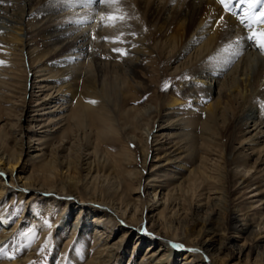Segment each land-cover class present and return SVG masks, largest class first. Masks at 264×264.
Here are the masks:
<instances>
[{
  "label": "rangeland",
  "instance_id": "rangeland-1",
  "mask_svg": "<svg viewBox=\"0 0 264 264\" xmlns=\"http://www.w3.org/2000/svg\"><path fill=\"white\" fill-rule=\"evenodd\" d=\"M70 6L65 10L72 13L78 10ZM134 8V12H139L140 8ZM146 10L148 8L140 9L136 22L143 37L150 36L147 41L154 50L152 59L155 64L142 70L138 86L122 68V58L127 55L114 52V48L109 47L111 42L95 35L97 18L77 22L79 27L92 26L89 33H92L91 37L96 36L97 56L104 61L102 88L106 93L105 98L99 97V101L105 103L103 111L113 119V128L104 135L92 124L83 126L74 122L68 110L64 127L51 139L39 144V136H25L22 127L32 124L21 118L25 114L24 101L30 99L32 89L29 83L35 74L32 57L23 54L24 51L0 56L3 61L0 71L9 73H6L8 77H0L6 82L2 85L8 88L0 85V149L7 156H13L14 150L23 152L22 166L13 172V182L10 175L2 178L0 167V235L2 228L9 230L8 239L0 244V264H98L102 259H109V256L104 257L108 248L117 244L122 248L106 264H145L142 259L148 251L147 246L154 242L153 248L158 250L161 244H165V238L177 251H173L176 256L169 264H198L193 257L185 259V252L191 250L198 239V246L207 248V253L217 258L225 257L224 264H264V232L259 234L256 230L258 224H264V137L257 138L255 147L252 148L251 144L257 131L264 129V124L255 129L254 121L239 123L253 107L264 116L262 85L246 100L225 92L219 117L211 121L205 131V106L213 101L214 95L205 97L200 94L196 99L188 95L183 85L192 80L189 67L181 66L179 70L174 67L181 61L187 63L189 59L183 56L174 62L168 60L160 50L159 41L165 32L156 31V22L149 21ZM260 10L257 7L256 11ZM95 15L101 19V29H116L117 24L114 28L103 26L108 15L100 10ZM27 20L37 23L34 16H28ZM2 33L6 34L7 30ZM32 34L31 45L42 48L37 32L32 31ZM69 76L66 78H75ZM219 78V82L222 81L221 75ZM81 80H77L79 88ZM173 96L179 98L178 104L171 105ZM76 99L72 104L76 105ZM170 111L173 113H168ZM178 119L193 128L191 135L184 134L180 127L160 128ZM154 130L160 131L151 134ZM33 146L46 147L49 158L51 155L62 156L64 162L56 172L57 177L54 172L49 173L55 181L57 193L45 192L48 189L42 186L45 183V174L41 171L43 160L38 156L41 152L34 150ZM86 153L92 155L89 161L96 157L107 162V166H101L98 171L92 168L90 172L86 169L88 165H83ZM70 161L80 163V173L73 172L72 179L70 175L68 177L70 171L67 172V162ZM198 170L204 174L195 183L193 180ZM30 175L35 183L31 184L27 179ZM71 185L74 186L72 190L69 188V195L61 189ZM15 187L26 188V191L21 194ZM39 187L45 191L36 193L31 189ZM252 189L260 195L250 198L248 191ZM78 190L87 201H80ZM134 201H138L139 215L143 217L141 222L133 224L126 219L116 221L114 218L111 219L113 222L110 219L101 221L103 217L118 216L116 210L120 203ZM6 212L9 213L8 224L4 225L3 214ZM63 215L67 221L65 230L60 224ZM205 227L209 231L201 237ZM166 228L177 232L178 239L165 234ZM193 229L195 234L191 237L187 232ZM96 230L101 231V237ZM123 232H127V236L119 241ZM105 236L104 240L108 239L106 245L94 248L97 244H93L94 240ZM206 240L211 241L207 244ZM222 244L226 247L221 248ZM101 249L105 252L99 257L97 252ZM199 252L210 260L204 251Z\"/></svg>",
  "mask_w": 264,
  "mask_h": 264
},
{
  "label": "bare ground",
  "instance_id": "bare-ground-1",
  "mask_svg": "<svg viewBox=\"0 0 264 264\" xmlns=\"http://www.w3.org/2000/svg\"><path fill=\"white\" fill-rule=\"evenodd\" d=\"M70 5L77 7L78 10H73V13L72 11H66L65 9ZM134 7L140 9L148 8L146 10L147 18L150 19L148 20L150 22H156L157 32H165L161 37L162 39L160 38L159 40L160 50L166 55L169 61L174 62L183 56L189 59L187 63L181 61V63L174 67L176 70H179L181 66L183 68L189 67L188 71L192 75V80L183 85L188 95L194 99L198 98L200 94H204L205 97H213L214 95L213 101L205 106V111H207V116L203 123L205 131L209 129L210 122L215 121L219 117L221 111L219 110L220 104L225 92L234 98L246 100L249 94H253L254 96L257 93L258 86L261 84V92L264 97V50H261L252 41L247 39L251 31H264V25L262 27L263 29L260 28L262 26L260 25L248 31L245 24L240 23V18L244 15V9L247 8V5L236 7L234 9L235 15H233L230 12H226L217 0H120L119 8L122 12L126 13V18L124 22L118 23L116 27L114 26L116 28L115 30H111L110 28L101 29L102 26L99 23L101 19L95 17V14L99 10L104 15H109L110 13L116 14L115 7L109 8L100 4L83 6L78 0H0V56L4 57L3 53L15 55L17 52L24 51L23 54L31 55L32 69L35 73L29 83L30 89H32L29 93L30 99L24 101L25 114L23 113L24 116L21 117L26 123H32L28 127H22V132L25 133V136L27 134L33 137L39 136V144L51 139V136L55 135V133L64 127L68 117L65 112L68 110L71 111L70 116L74 122L83 124V126L92 124L103 135L113 128V119L103 111L106 107L105 103L99 101V97L102 96L105 98L103 95L106 93L104 88H102L105 77L103 74L104 61L97 56L99 46L96 44V40L94 41L91 37L92 33H89L93 28H91V25L89 26L90 28H85L86 26L79 27L77 22H84L91 18V21H93L94 18H97L98 27L95 30V35L100 39L108 37L110 40L114 38L119 41L121 39L120 34L124 33L122 39L127 41L126 43L111 42V46L109 47L111 49L120 48L127 50V56L122 58V68L131 76L130 78L133 81H136L135 86H138L139 83L137 80L142 76V70H145L146 66H154L155 62L152 59L154 50L147 41L150 36L148 38L143 37V33L139 31V25L136 22V17L139 15L137 13L140 12V9L136 13L134 12ZM28 16H34V21H37V23L34 22L36 24H33L30 20H27ZM5 30H7V33L3 34L2 31ZM32 31L37 32V37L42 43V48L33 46L29 42L31 40L30 36L33 35ZM131 33H135L138 36L135 37ZM146 60L147 63L145 64ZM194 62L195 65L193 66L192 64ZM6 73H8L6 70L0 71V77H8L9 75ZM67 75H72L75 78H71L73 79L71 81V79L66 78ZM220 75L223 78L219 82V79H221L219 78ZM79 79H82L81 88L77 84V80ZM3 83L5 84L6 82L0 78V85ZM2 86L3 88L4 86L7 88L6 85ZM76 97L77 103L74 105L72 101ZM91 101H94V103ZM179 101L178 97L173 96L171 97L170 103L171 105L178 104ZM255 108L253 107L247 114L245 113L246 115L241 118L242 121H239V123L247 124L249 120L254 121V124L257 125L255 129L261 123L264 124V116L261 115V117ZM168 113L173 112L170 111ZM167 126L180 127L179 129L185 131L184 134H190V130H193V128L190 129L183 119L175 120L166 126L161 125L160 128L164 129ZM157 131L160 130L149 132L152 134ZM155 135L161 137L163 134ZM262 137H264V129L260 128L256 133L255 139H251L252 148L255 147L253 145L258 144L257 138ZM98 140L100 141L101 139ZM32 148L41 152L38 156L42 157L43 163L41 165V171L45 174V183L42 186H45L48 190L45 191L40 187L31 189L36 190V193H43V191L48 192L47 194L51 192L53 194V191L57 193L55 181L49 173L54 172L56 174L55 177H57L58 173L56 172L59 171V166L61 167L64 162L62 156H59V154L58 157L51 155L49 158L45 152L46 147L37 148L33 146ZM67 149L69 150L68 147ZM14 151L13 156H7L0 149L1 176L5 178L6 175H10L11 182H13V172L19 170L22 166L21 158L23 157V152L18 153L17 150ZM89 154L91 153L83 155V165H88L86 169L90 172L92 168L98 171L101 166H107V162H101L96 157L94 160L89 161L92 158V155L90 157ZM95 154H98V152ZM79 164L73 161L67 162V172L70 171L68 177L70 175L72 179L71 174L73 172L80 173ZM60 171L62 170L60 169ZM203 174V171L198 170L196 178L194 179L195 181L193 180V182L196 183ZM127 178L129 179L128 176ZM27 179H30L31 184L36 181L31 175ZM73 186L71 185L67 188L62 186L61 189L69 195V192L72 190L71 187ZM15 188L21 194L26 191V188L23 187ZM69 188L71 189L70 191ZM79 190L78 198L80 201H87ZM248 192L250 193V198L260 195L254 189ZM0 193H2V190H0ZM119 205V208H117L119 212L116 210L119 218L113 215V217L111 216L112 218L110 216L103 217L101 221L110 219L113 222V218L116 221L126 219L127 222L133 224L142 221L143 217L139 215L138 201L137 203L135 201L128 203L122 202ZM51 208L50 205L48 208L49 212ZM8 216V212L3 214L4 225L8 222ZM60 224L65 230L67 225L65 215L60 217ZM258 225L256 226V230L259 231V234L263 233L264 224ZM98 227L101 226L98 225ZM77 228L73 232L74 235L77 232ZM166 230L167 232L165 234L172 236L174 240L178 239L177 232H171L167 228ZM1 231L3 233L0 235V244H3L8 239L9 230L2 228ZM207 231L209 229L206 227L203 228L200 236L203 237ZM126 233L123 232L119 241L127 236ZM108 234L107 236L109 238L110 233ZM187 234L192 237L195 234L194 229L187 232ZM98 235L100 237L102 236L100 230L98 231ZM107 236L102 238L97 237L93 243H97L94 248L98 245H106L108 239L106 241L104 239ZM72 238L67 241V245L71 243ZM165 239V244H161L158 250H155V247L153 248L154 242H151L147 246L148 251L143 257L142 262L145 264L173 263L176 255L173 254L174 249L169 245V240L167 238ZM199 240H196L197 242L193 243L191 247L195 250L191 249L185 252V259L193 257L195 262L198 261V264L199 262H202V264H214L216 262L218 264H224L225 257L217 258L207 253V248L198 246ZM206 241H208L206 242L208 244L211 240ZM120 247L122 248L120 244L110 246L109 248L107 247L110 252L108 251L104 257L109 256L110 259L112 255L119 253ZM220 247L224 248L226 246L222 244ZM199 250L204 251L207 257H210V260H207L206 256L204 257ZM103 251L104 249H101V251L97 252L98 254L100 253L99 257H102ZM109 259H102L98 264H106V261Z\"/></svg>",
  "mask_w": 264,
  "mask_h": 264
},
{
  "label": "snow or ice",
  "instance_id": "snow-or-ice-1",
  "mask_svg": "<svg viewBox=\"0 0 264 264\" xmlns=\"http://www.w3.org/2000/svg\"><path fill=\"white\" fill-rule=\"evenodd\" d=\"M78 2L83 6L100 4L109 8L115 7L116 14L110 13L103 26L114 27L116 24L124 22L126 18V13L122 12V10L119 8L120 0H78ZM217 2L222 5L226 12H230L233 15H235L234 9L236 7L247 5V8L244 9V15L240 18V23L245 24V26L250 30L256 28L259 25H264V0H217ZM257 7L261 8L259 12L256 11ZM131 35L134 36L135 33H131ZM123 36L124 33H121V39H119V41L116 39L110 40L108 37H104L103 39L106 42L126 43L127 41L122 39ZM92 38L95 39L96 37L93 35ZM247 39L252 41V43L261 50H264V31H251V34L247 37ZM113 51L122 55H127L126 49L114 48ZM2 63L3 61H0V64ZM167 87L168 85L165 84V88ZM91 102L94 103V101ZM176 247H182V245H177Z\"/></svg>",
  "mask_w": 264,
  "mask_h": 264
}]
</instances>
